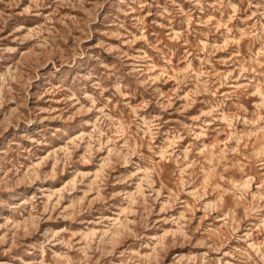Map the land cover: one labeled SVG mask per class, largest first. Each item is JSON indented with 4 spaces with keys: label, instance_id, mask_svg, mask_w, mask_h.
I'll return each instance as SVG.
<instances>
[{
    "label": "rangeland",
    "instance_id": "1",
    "mask_svg": "<svg viewBox=\"0 0 264 264\" xmlns=\"http://www.w3.org/2000/svg\"><path fill=\"white\" fill-rule=\"evenodd\" d=\"M0 264H264V0H0Z\"/></svg>",
    "mask_w": 264,
    "mask_h": 264
},
{
    "label": "bare ground",
    "instance_id": "2",
    "mask_svg": "<svg viewBox=\"0 0 264 264\" xmlns=\"http://www.w3.org/2000/svg\"><path fill=\"white\" fill-rule=\"evenodd\" d=\"M244 178H245V177H244ZM249 180H250V179H249ZM247 182H248V179H245L244 182H242V184L245 185V186H246V185L248 186V183H247ZM242 184H241V186H242ZM247 186H246V187H247Z\"/></svg>",
    "mask_w": 264,
    "mask_h": 264
}]
</instances>
